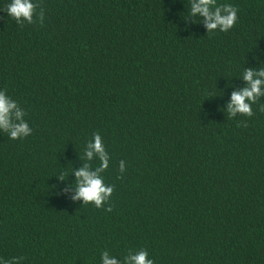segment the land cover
Returning a JSON list of instances; mask_svg holds the SVG:
<instances>
[{"label":"trees","instance_id":"obj_1","mask_svg":"<svg viewBox=\"0 0 264 264\" xmlns=\"http://www.w3.org/2000/svg\"><path fill=\"white\" fill-rule=\"evenodd\" d=\"M33 2L43 17L21 27L0 0V91L32 129L0 130V260L264 264V95L252 117L227 111L264 68V0H217L238 19L209 33L199 0ZM94 133L115 186L101 208L72 199L100 166Z\"/></svg>","mask_w":264,"mask_h":264},{"label":"clouds","instance_id":"obj_2","mask_svg":"<svg viewBox=\"0 0 264 264\" xmlns=\"http://www.w3.org/2000/svg\"><path fill=\"white\" fill-rule=\"evenodd\" d=\"M39 5L33 0H11L3 11L8 16L12 17L19 26H23L25 22L28 24L36 23L34 16L43 17V9L37 12ZM238 9L230 4L217 5V0H199L194 3L190 9V14L199 13L206 20V28L209 32L219 30L227 32L234 27L238 17ZM254 76L264 77V68L257 73L252 69H247L244 72L243 79L248 82V86L232 93L231 102L228 105L229 117H234L237 113L243 116L252 117L254 115L252 105L256 104L258 97L264 95L261 90V85H264V80L254 79ZM259 111L264 112V107ZM26 113L18 107L16 101L5 95L4 91H0V130L9 134L11 139H19L27 137L31 134L32 129L23 119ZM246 127V123L244 124ZM86 156L90 160L93 154H97L101 161L96 172L89 169V165L85 164L76 171V194L72 197L73 200H83V204L93 203L97 208H101L107 203L114 191V185H106L101 172L109 168L108 155L106 148L99 133L93 134L91 142L87 143ZM120 172L125 170V161H120ZM121 178V177H118ZM60 180L65 179V175L59 176ZM112 205L109 203L105 211L111 212ZM22 257H13L9 260H0V264H18ZM103 264H117V260L109 256L108 251L101 254ZM125 264H154V261L149 258L147 250L140 249L124 257Z\"/></svg>","mask_w":264,"mask_h":264}]
</instances>
